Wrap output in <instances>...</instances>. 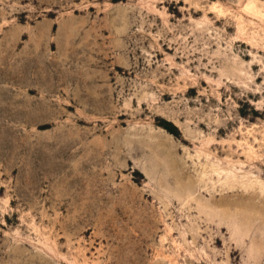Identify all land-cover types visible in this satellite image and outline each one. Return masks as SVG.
Returning <instances> with one entry per match:
<instances>
[{"label": "rangeland", "instance_id": "374dc122", "mask_svg": "<svg viewBox=\"0 0 264 264\" xmlns=\"http://www.w3.org/2000/svg\"><path fill=\"white\" fill-rule=\"evenodd\" d=\"M251 191L264 0H0V264H264Z\"/></svg>", "mask_w": 264, "mask_h": 264}, {"label": "bare ground", "instance_id": "6f19581e", "mask_svg": "<svg viewBox=\"0 0 264 264\" xmlns=\"http://www.w3.org/2000/svg\"><path fill=\"white\" fill-rule=\"evenodd\" d=\"M177 178L179 180L182 179L178 175H177ZM191 181L193 182L194 180H191ZM191 181L189 182L191 183ZM224 181L226 183H224L221 187H223L224 185H227L228 188H232V187L235 188L237 186L239 187L240 185V187L244 188L246 192L249 191V189L257 190V188L254 189L253 187L255 186L254 184H247L244 182H239L236 175L232 173L230 175H227ZM198 183H199V186L205 185V180L202 178V176L200 177L198 176ZM259 195H256L254 194V192L251 191L248 193L247 196L243 197L242 199H238V200L235 199L236 201L233 200L234 202L233 201H219L220 199L217 201L215 199L213 200L212 198L204 206H206V209L207 210L209 209L210 211H215V209H218L214 213H217V214L220 213V215H223V214L227 215L228 219H230L231 225H234V227L236 228H239L241 225L247 226V227L251 225L261 227L262 225L264 226V199L262 200L261 197H259ZM221 207H224V208L226 207V210L225 209L220 210ZM229 210L230 211L233 210V212H230Z\"/></svg>", "mask_w": 264, "mask_h": 264}]
</instances>
